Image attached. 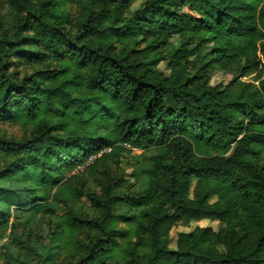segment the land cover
<instances>
[{"label": "trees", "instance_id": "1", "mask_svg": "<svg viewBox=\"0 0 264 264\" xmlns=\"http://www.w3.org/2000/svg\"><path fill=\"white\" fill-rule=\"evenodd\" d=\"M62 1L0 0V229L66 204L74 181L89 212L65 205L36 264H264V0ZM131 151L157 152L137 194ZM200 222L217 232L168 249ZM64 227L79 239L56 254Z\"/></svg>", "mask_w": 264, "mask_h": 264}, {"label": "rangeland", "instance_id": "2", "mask_svg": "<svg viewBox=\"0 0 264 264\" xmlns=\"http://www.w3.org/2000/svg\"><path fill=\"white\" fill-rule=\"evenodd\" d=\"M144 0H136L131 5V10L135 11L138 9L139 5L142 4ZM179 2H175L171 4L170 6H176ZM60 5L64 10H68V8L73 9V13H79L80 10H78L79 7L70 5L69 0H63ZM89 11L87 9L83 10L84 18L88 15ZM32 52V49L29 50ZM189 58H192V54H189ZM148 65L151 69H156L159 72L163 73L165 76H169L170 71L165 69L163 64L158 61L156 57H152L150 61L148 62ZM237 72V69L235 70ZM231 80L230 75H221L220 73H215L211 80V85H227V83ZM243 81H251L255 84V86H258V81H255V74L249 73L247 76H245ZM25 121L23 119L20 120L19 124H16L14 126H11L10 129L7 130L8 133L13 134L15 137L20 136L24 131H26ZM31 129L34 128V122L31 123ZM256 131L264 132V128H256ZM229 151L227 150H219L217 152L218 155H227ZM157 154L156 151H149V152H135L131 151L128 155L130 156L129 160V166L126 169V179H131V173L135 177V182L131 187L132 193H141L143 191V188L146 185V176L144 175V171L148 169L151 166V159ZM101 155V154H99ZM94 160L93 158H90L85 166L92 163ZM127 162V161H126ZM264 165V161H263ZM111 167H115V164H112ZM84 169V165L79 167ZM82 169V170H83ZM78 170V171H82ZM87 175V177H86ZM92 171H86L85 172V178L89 182L91 181V177L93 176ZM69 177V176H68ZM64 186L63 189L66 192V196L68 198V201L66 204L59 203L58 205H55L53 203H50L51 201L47 202V207L52 210V213L47 212L44 208H41L37 211L35 214L33 220L31 223H28L27 216L22 218L21 220H13V218H10V223H14L12 228H9L6 230V232H3L0 229V264H36L41 261V257L39 256V252L36 250L39 249L40 246H47L50 242V239L53 236V232L56 231V224H64L65 219L63 216L66 214L65 205L66 206H73L75 208H81L84 211H87L89 208L88 202L85 200V198H74L72 196V189L78 190V186L76 182H70L65 183L63 182ZM195 182L193 181L191 183V189L189 192V198H192V192H193V186ZM216 200V198H212L209 200L210 203H213ZM119 211L124 216L128 217L129 213L130 215L132 212L128 207H125L123 205L119 206ZM89 212V209L88 211ZM92 214H94L92 212ZM31 216V215H30ZM135 216L138 218L141 217V212L137 211ZM18 222L20 224L18 225ZM119 227H125L127 230L129 228L126 227V224L123 222H120ZM205 227H211L215 232H217L218 224L217 223H208V222H200V223H192L187 228L177 226L174 227V229L171 230L169 233V242H168V249L171 251H175V242L177 239V235L179 234H187L192 232L195 228H205ZM63 234L59 242L57 243V247L54 249L56 254L60 253H70L73 248L74 244L76 243V239L78 240V234L68 228L64 227Z\"/></svg>", "mask_w": 264, "mask_h": 264}, {"label": "built area", "instance_id": "3", "mask_svg": "<svg viewBox=\"0 0 264 264\" xmlns=\"http://www.w3.org/2000/svg\"><path fill=\"white\" fill-rule=\"evenodd\" d=\"M83 168H78V170H82Z\"/></svg>", "mask_w": 264, "mask_h": 264}]
</instances>
